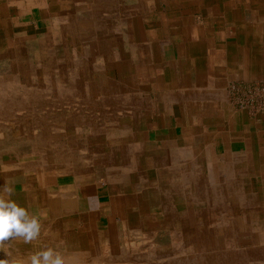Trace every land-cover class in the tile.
<instances>
[{
	"label": "bare ground",
	"instance_id": "6f19581e",
	"mask_svg": "<svg viewBox=\"0 0 264 264\" xmlns=\"http://www.w3.org/2000/svg\"><path fill=\"white\" fill-rule=\"evenodd\" d=\"M25 1L30 2V0ZM138 1L139 0H135L136 4L129 7L133 8L132 12L134 16L132 20L135 25L134 30L136 35H144L154 39L158 34L156 35V30L153 29L154 27L152 26L157 25L146 24L143 19L148 13L152 16L154 14H161L162 11H159L158 8L154 7L155 9H153L147 7L145 4H141L144 3L141 0L137 5ZM61 4L62 7L55 12L54 18L49 19V17H47L48 21L44 27H47L48 30L44 31V33L42 32L43 34L41 35L39 34L36 39L40 44L39 51L42 57L40 60L36 61L37 63L32 62V64L35 63V65L40 67V71L38 70V74L40 75L38 80L35 82H28L29 80H26V77L19 80V77L17 78L16 75L5 77L4 80H2V77L0 78V119H13L12 117L11 119L9 118L13 116L11 112L14 110V106H27L30 101L32 102L34 100L42 106L41 114H37V118L35 119L37 122L35 125L37 126V130H39L37 134L39 133L42 139L49 134L53 137L64 135L69 138L70 133L74 134L76 129L72 118L63 117L55 119V117L51 116V120H46V118L41 117L46 104L55 108L59 105L58 103L61 102L65 103L67 108L71 110L77 107H86L87 109L90 108V106L95 107L100 105L101 108L104 107L105 110L102 109L103 111L101 110L102 112L100 113L101 116H104V118H102L104 121L103 127H94L91 124V120H83V125H85L86 128L84 129L86 135L81 139V143L78 144L77 149H69L68 163L80 160L86 161L87 163L93 162V164L100 166L104 164L103 167H105L106 172L102 176V182H106L109 185L110 199L103 207L106 213V215H104L106 216V226L104 229H100L98 220L101 216V207L97 200L98 197L96 198L88 193V183L90 184V182H93L95 179L91 176L93 171L87 165H84L82 168L77 165V167H72L71 165L75 180L74 185L76 187L73 191L75 192V189H77V191L83 195L82 202L86 201L83 207L85 213L81 215L82 218L74 215L77 213L75 204L78 201L72 199L73 193L66 191L67 193L63 194V196H65L63 201L71 207L74 213L73 215L78 217L77 221H79V224H83L78 227L73 226L72 229L76 230V233L79 235L86 236V243L80 244L79 246L70 244L71 237L76 235L62 230L60 222L52 221L43 224L45 225V230L43 232V237H40V239L42 240V238H44L47 244L46 249L42 247V251L52 249L58 252L62 256L65 264H232L231 262H234V264H264V158L262 157L263 160L260 163L258 162V167L254 165L240 167L238 163L234 164V162L238 160L241 161V158H248L250 155L246 153L235 155L225 154L222 156L221 160H217L216 155L209 153L211 151L209 145L205 144L202 139L201 142L198 143L197 150L191 148L192 142L196 141V138H193L196 137V135L191 136L185 134L186 128L184 130V135L181 134L183 136L171 137L169 139L167 138L168 136L163 137V142L161 143L162 150L154 154L153 149L157 148V138L155 134L165 132L162 126H172L170 125L169 111L176 108L183 110L184 104L187 102L186 95L179 90L176 93L157 94L155 98H151L150 95L144 96V91L150 87H148V83L145 81L146 78L143 73L141 74L140 68L137 66V59H140L139 55L132 54L129 58L123 60L121 54L117 53L116 50L118 42H120L121 39L120 36L124 30L122 29L123 21L121 13L122 11L124 12V9L125 12L130 10L122 5L121 0H67V2H62ZM81 14H84L82 20L85 19V23L82 25L77 23L79 20L78 17ZM37 15L45 17L46 11L41 10ZM62 23L68 25L65 27L68 28L67 41L70 44L69 47L72 55V61L70 63L72 64V68L68 67L67 69L64 68L65 66L61 65L60 62L59 51L61 49V38H59L58 35L56 36V33H54L55 35H50L49 30L50 28H57L58 24L61 25ZM260 25L258 24V27ZM78 26L81 27V30L78 29ZM131 42L133 41L131 40ZM149 42L150 44L154 43V40ZM127 43L129 44V42ZM21 45L22 44L19 46ZM133 46L131 45L132 48H134ZM188 47L187 49H189ZM130 49L128 52L131 53ZM24 58L23 60H25ZM182 62L183 61L180 59L178 62L176 61L173 63V69L181 71ZM147 63L149 69L155 67L152 57L148 58ZM32 64L29 63L26 67L22 65L20 67H14L18 70L14 69L13 73L21 75L22 72L20 69H23L24 72H28ZM245 64L246 63H244V65ZM0 65L3 66V64ZM142 65H144V63ZM110 68L115 69L112 71V74L116 73L115 77L107 74L105 75L104 72L108 73V69ZM94 73H103L102 79H95ZM181 79L182 73H179L177 77L173 76L171 85H179L180 89L183 85L182 83H184V80L182 79V81ZM246 79L247 78H245V80ZM19 91H21V93ZM97 91L98 99L91 100L92 97L96 98ZM16 92L20 94L18 95ZM191 92L194 93L192 95L190 94L191 97L188 102H192L197 106L198 100L202 98L200 97L201 93L195 90ZM67 94L70 99L66 103L63 97L65 98ZM56 97H58L57 100ZM77 102L80 104L78 105ZM158 102L164 103V110L162 112L159 111L160 107L158 106ZM166 109L168 110L166 111ZM159 112L162 115H160ZM31 117L33 116H30V118ZM159 118L162 122V126H159L160 130H157L154 128V122L151 121H155V119L159 121ZM198 118L200 119V117ZM17 119L14 120L17 121ZM115 121H117V123ZM180 121L179 119L178 122ZM140 124L145 127L143 131L139 130L141 129ZM26 128V131L25 128L24 131L22 130L23 135H25V132L31 131L34 127L27 125ZM195 128L194 126L190 134L192 132L194 134L195 132L197 133V129ZM22 132L14 131V135H20ZM1 134L8 135L9 132L7 131ZM47 138L48 137H46V139ZM91 138L100 139L102 142L101 148L91 147L89 143ZM159 141H161V139ZM53 142L54 145H56L57 142L54 140ZM77 142L78 141L68 140L65 144L63 143V146L70 148L72 145L75 146ZM29 143H31V140ZM57 145L59 144L57 143ZM144 147L148 149L149 153L154 154V156L150 158L151 165L148 167L151 169L155 166V171L162 169L170 175H175L178 178L176 182L171 181L172 183L170 184H167V182L161 185L158 184L160 181L159 179H161L160 177L151 179L146 172L143 173L139 154L142 153V148ZM260 152L261 156L264 155V146ZM50 155L52 156L53 154ZM47 157L46 155L41 157L43 168L46 169L48 168ZM53 160L54 158L52 161ZM131 173L135 174L137 177L136 181L133 183V189L136 188L135 192H139L141 189L144 190L150 185L153 186V184L160 187L157 188L160 189L162 193L163 211L161 213H163L164 218L162 221L161 219L156 221L153 218L157 224L155 221H150L140 216L143 213L140 208L138 212L135 211L137 212L135 215L136 217H134L135 221L129 222L128 219L133 218L131 214L134 215V212H131L132 210L130 208L135 206L131 205L132 202L128 201L124 194L125 192H122L126 177ZM53 174H58V172H54ZM95 184L97 183H94V185ZM258 186L260 188L259 190L262 192L261 195V192H257ZM173 188H176L175 193L178 195V202L171 198ZM115 191H117V194ZM127 191L128 189L126 192ZM36 193H38V191ZM150 200L148 201L151 202ZM124 204L125 206L127 204L129 206L131 205V207L129 208L128 206L129 209L124 210ZM137 206H139L138 203ZM32 208L33 207H31V209ZM83 218L86 220H83ZM160 227L165 228L163 229V235H167L165 239L168 240V243L158 241L156 234L160 231L155 230ZM64 228L65 227H63V229ZM48 229L51 234L53 232L54 236H57L58 239H53L54 236L52 238L51 236H46L47 233H50L47 231ZM13 240L11 243L12 247H10L8 243V250L13 252L11 255L18 261L23 262L28 260L32 255L38 253V251L34 250V246L27 247V244H25L23 247H20L21 245L18 246ZM48 240L50 242H48ZM194 248L199 252L196 250L194 252ZM6 251H4V253ZM4 253L0 254V258L4 257Z\"/></svg>",
	"mask_w": 264,
	"mask_h": 264
},
{
	"label": "rangeland",
	"instance_id": "374dc122",
	"mask_svg": "<svg viewBox=\"0 0 264 264\" xmlns=\"http://www.w3.org/2000/svg\"><path fill=\"white\" fill-rule=\"evenodd\" d=\"M141 1L144 2L141 4H145L149 8H153V9L158 8L159 11L160 10L162 11L161 14H154L152 16L150 15V13H148L143 19L144 23L149 24V25H155L157 23V25H159V26L158 27L152 26V27H154L153 29L159 28V30H160L162 28V30L165 31V32L163 31V33H165V37L168 39L171 38V35H174V39L179 38V34H176V32H175V34H176L175 35L174 33L170 34V31H168L169 28L173 29L174 27H173V25H170V23H169L170 20L168 19L167 16H175L177 14V12L166 11L164 9L165 3L163 0H155L154 2H149V0H141ZM62 2H67V0H62V1L45 0L39 4L34 3V7L38 6V8L32 7L29 9L28 8L25 9V8H21L22 6L27 5V4H25V2H22V0H8L7 2H5L6 8L3 6L2 10H1V4L2 3L0 2V30H1L0 31V64H3V66H4L3 67L2 65H0V70H1L0 71V78L2 77V80H4L5 77L11 76V75H16L17 78L19 77L18 78L19 80L23 79V77L24 78L26 77V80L27 79L29 80L28 82H35L36 80H38V78L40 76L38 74L40 71V67L35 65V63H37L36 61L40 60L42 56H41V52L39 51L40 50V44H39V42H37L36 39H37V36L39 34L41 35L44 33V31L48 30L47 27H44V25L48 21L47 17H49V19L54 18L55 12H57L62 7V4H61ZM139 2H140V0L137 2V5L139 4ZM9 3H11V4H9ZM121 3L124 7H127V8H129L133 4H136L135 0L134 1H132V0H121ZM29 5L31 6L32 4L30 3ZM7 6H8V8H7ZM129 9H130L129 11L128 10L126 11L127 13L125 12V9H124V12L122 11V13H121V18L123 21L122 29H124V30H123L122 35L120 36L121 39H120V42H118V46L116 47V50H117V53L121 54V56L123 57V60L126 58H129V56L132 54L139 55L140 59H137V61H138L137 66H138V68H140L141 74L143 73L144 77L146 78L145 81L148 83V87H150V88L146 89V91H144L143 94H144V96L150 95L152 98H155V95L158 94L159 91L156 90V88L154 87V84L156 85V83L157 82L159 83L160 81H166V80L170 81L171 80L169 68H166L165 74H160V71H159L163 68V66L165 64L162 62L163 59L161 58V54H160L161 49L163 48V47H161V45H166L165 46L166 50H172V46H171V44L169 46L167 43L165 44V41L163 42V44H161L157 40V37L155 38L156 40H154V43L150 44L149 41H151L152 38H150L148 36L146 37L144 35L137 36L136 32L134 30L135 25H134L133 20H132L133 19L132 17L134 16V13L132 12L133 8H129ZM41 10L46 11V16H45L46 18L44 16L37 15L38 13H40ZM197 15H198V13L195 12L194 16H197ZM82 18H84V14H81L78 17L79 20L77 23L80 25L85 23V19L82 20ZM161 19L163 20V24H161V22H160ZM65 26H68V25H65L62 23L61 25L58 24L57 28H50L49 30H50V35H55L54 33H56V36L58 35L59 38H61V41H62L61 45H60L61 49L59 51L60 62H61V65L65 66L64 68L67 69L68 67L72 68V64H70L72 61V55H71L70 47H69L70 44L67 41L68 40L67 39V37H68V35H67L68 30L67 29L68 28ZM80 28L81 27L78 26V29H80ZM142 36L144 37V39ZM153 37H155V36H153ZM130 38H132V39H130ZM131 40L133 42H131ZM138 41L140 43L142 42L141 44L143 46ZM127 42H129V44ZM20 44H22V45L19 46ZM133 44H134V46H133ZM63 45L65 46V48ZM131 45L134 48H132ZM210 46H212L211 43L209 44V48H210ZM28 48L30 51L28 50ZM31 48H32V50H31ZM130 48H132V49H130ZM129 49H130L131 53L128 52ZM20 56H21V60H20ZM150 57H152V60L154 61V65L155 64L157 65L156 67H154V69H149L147 60ZM23 58L25 60H23ZM142 58H143V61H142ZM63 60H65V61H63ZM247 60L249 61L250 59L248 58ZM210 61H211L210 66L212 67L213 66V64H212L213 60L211 59ZM32 62H35V63L32 64ZM249 62L251 64L254 63L253 67H254V70L256 71L258 69V65H260L262 62H264V57L263 58H253ZM29 63L32 64V67L30 68V70L28 72H24L23 69H20V71L22 72L21 75L13 73L14 72L13 70L16 69L14 67H17V66L20 67L21 65L26 67V66H28L27 64H29ZM143 63H144V65H142ZM158 68H160V69H158ZM16 70H18V69H16ZM114 70H115L114 68H110V69H108L109 74L107 72H104V73H105V75L107 74L109 76L111 75V76L115 77L116 73L112 74V71H114ZM16 72H18V71H16ZM94 75H95V79H102L103 73L102 74L94 73ZM247 79L245 80L244 77L243 78L237 77V79H234L233 80L234 82L232 81L230 83V87L228 88V89H230L229 90V97L231 98L230 101L232 100L231 103H234L235 107L238 110L240 109V111L247 113L249 116L253 117V116L257 115V113H261L262 110L260 109L258 111H256V110L250 111L247 108L242 107L240 104H241V100L243 98H245L247 93H248V95L251 94V90L254 91L256 87H263L262 89H264V72L262 74L257 72L252 77H247ZM242 87H243V89H242ZM259 89H261V88H259ZM19 92L21 93V91H19ZM19 92H16V94L19 95L20 94ZM97 93H98V91L96 92V98L92 97L91 100L98 99ZM10 94H12V93H10ZM18 99H20V98H18ZM57 99H58V97H56V100ZM69 99L70 98L68 97V94L65 96V98L63 97V100H65L66 103L68 102ZM263 99H264V97H263ZM47 102L50 103L49 101H47ZM29 103L27 106H22V107H20V105L14 106L13 107L14 110L11 112L13 116H10V118H9V119H11V117H12L13 119H11V120L0 119V135H1L0 136V164H1L0 165V168H1L0 169V175H1L0 176V186H3L5 184H7L8 186H11L14 189V192L10 198L13 201H15L19 206H21V207L26 206L25 208L27 209V211L31 215H34V216L37 215L36 217L40 221V225L42 223L40 235L38 238L35 239L36 241L33 240L31 242H25L22 238H16L13 240V242L17 243L18 246L21 245L20 247H23V245H25V244H27L26 245L27 247H33L34 246V248H35L34 250L41 252L42 247L46 249V244H47V242L44 240V238H42V240L40 239V237H43V235H44L43 232L45 230V228H44L45 225H43V224L55 221V222H60L62 230H64L65 232L67 231L68 233H70L72 235H76V236L71 237V241H70L71 243L70 244H72L74 246H79L80 244L86 243L87 237L79 235L78 233H76V230L72 229V227L73 226L78 227V226L83 225V224H79V221H77V220H78V217L82 218L81 215H84V213H85L83 207L85 206L84 204L86 201L82 202L83 195L79 191H77V189H75V192L73 191L74 188H76V187L74 185L75 180H74L73 173H72L73 172L72 167L77 165V166H80V168H82L84 165H87L93 171L92 172L93 175L91 174V176H92V178H95V179L93 182H90V184L88 183V185H89L88 186L89 187L88 193H89V195L95 196L96 198L98 197L97 200H98L100 207H101L100 208L101 209V216L99 217L100 219L98 220L100 229H104L106 226V224H105L106 216H104V215H106V213L104 212L105 210L103 207H104V204L109 202L108 200L110 199V191H109V185L106 182H102V179H103L102 176L106 172L105 167H103L104 164H101V166H100V165L93 164V162L87 163L86 161H80V160L73 162V163H68L69 162V159H68L69 158V149H72V150L77 149L78 144L81 143V139L84 138L86 135L84 132L85 131L84 129H86V128H85V125H83L84 124L83 120H86V121L91 120V124L94 127L101 128L104 126V121L102 120V118H104V116L103 115L101 116L100 113L103 111L102 109L105 110V108L104 107L101 108L99 105V106H95V107L90 106V108H88V109L86 107H82V108L77 107L76 109L71 110V109L67 108L65 103H61V102H59L58 103L59 105L55 108L50 106L49 104H46L44 106L45 110H43L41 117L46 118V120L47 119L51 120L52 117H55V119L56 118H63V117H66L69 119L72 118L74 126L76 127V129H75L74 134L70 133L69 138H67L64 135L53 137L51 134H49V135L45 136V138L43 137V139H42V136H40L39 133L37 134V132H39V130H37V126L35 125V124H37V122L35 120L37 118L36 116H37V114L38 115L41 114L42 106L34 100L30 104ZM77 103H78V105L80 104L79 102H77ZM95 108H96V110H95ZM161 109L162 110L164 109L162 105H161ZM250 113H252V114H250ZM29 115L33 116V117L30 118ZM48 116H49V118H48ZM21 118L23 119V121ZM247 118L244 121V123H245L244 125H246L247 127L249 126L248 131H250L251 142L248 144L251 145V148L253 150L252 155L249 157H250V161L252 162L251 164L254 165L255 167H258V164L263 160L262 157L264 158V155L261 156L260 155L261 153H259L261 151L260 147L263 148V146H264V118L259 120V121L255 120V119H252L250 121ZM14 119H17V121ZM25 119H26V121H25ZM17 122L19 125L17 124ZM115 122L117 123V121H115ZM250 123H252V124H250ZM30 124H32V125H30ZM77 124H78V126H77ZM141 124H143V123H141ZM141 124H140L141 129H139V130L143 131V128H145V127ZM27 125L33 126L34 128L31 129V131L25 132V135H23L22 130L24 131V128H25V131H26ZM198 125H200V124L198 123ZM190 126L191 127L196 126V123L191 121ZM10 128H12V129H10ZM13 130L19 131V132L21 131L22 133H20V135H14ZM7 131L9 132L10 135L9 134L8 135H2L1 134L4 132H7ZM259 135H261V136L258 137ZM46 137H48V138L46 139ZM32 139H34V140H32ZM40 139H41V141H40ZM52 139L55 142H57L59 145H57V143H56V145H54V142ZM30 140H31V143H29ZM43 140L44 141L46 140L45 143ZM68 140H71V141L73 140V141H78V142L75 144V146L72 145V147L66 148L63 146V143L65 144L66 141H68ZM159 140L160 139L157 138V142H159ZM32 141H34V142H32ZM89 143H90V146L94 147V148L95 147L101 148V146H102V142L100 139L98 140V139L91 138V140H89ZM9 145H11V146H9ZM148 148H149V146H148ZM142 149L144 150L145 153L142 150V153L139 155H140L141 165L143 167V169H142L143 173L146 172V174H148V177L151 179L152 178L156 179V177L157 178L160 177L161 179H159L160 181L158 184H161V185H164L167 182H168L167 184H170V183L176 182L178 180V178L175 175H170L169 173H167L166 171H163L162 169H160L161 171L160 170L155 171V169H154L155 166L151 169L149 168L151 165L150 158L152 156H154V154L156 152H160V150H162L160 143H157V148L153 149L154 154L149 153L148 149L145 147ZM50 154H53V155L51 156ZM43 155L48 156L47 157L48 158V162H47L48 168L47 169L43 168V165L41 163V161H42L41 157ZM52 157L54 158L53 161H52V159H53ZM50 162H52V163H50ZM18 164H20V165H18ZM71 165H72V167H71ZM54 172H56V173L58 172V174H53ZM42 173H44V174H42ZM134 175L135 174L131 173L126 177V180H125L126 182H125L123 192H122V193L125 192L124 194H125L126 198L128 199V201L133 203V204L131 203V205L135 206V207H131V205L129 206L127 204L126 205L127 207H126L124 204V208H123L124 210H126V209L128 210L131 207L130 209L132 211L131 210L130 211L134 212V215L131 214V217L133 216V218H129V219L127 218V219L129 220V222L130 221L134 222L135 221L134 217H136L135 215L137 214L138 209L140 208L141 212H143L140 216H142L143 218L145 217L146 219H149L150 221H155V220L157 221L160 219L162 221L164 218V215H163V213H161L163 211L162 193H161V190L157 188L159 186L153 184V186L150 185L148 188H145L144 190L141 189L139 192H135L136 188L133 189L134 188L133 183H134V181H136L137 177H136V175L135 176ZM20 176L23 179H21ZM131 181H133V182H131ZM94 183H97V184L94 185ZM161 187H163V186H161ZM127 189L129 192L128 191L126 192ZM259 189L260 188L258 186L257 192H261ZM37 191H38V193H36ZM66 191H70L71 193H73L72 199H75L78 201L75 204V207L77 209L76 214H74L72 212L71 207H69L67 205V203H65V201H63V198L65 197V196H63V194L67 193ZM175 191H176V188H173L172 193H171V198H172V200L178 202V198H177L178 195L175 193ZM115 192L117 194V191H115ZM115 192H114V194H115ZM261 194H262V192L260 193V195ZM28 196H29V198H28ZM154 196H155V198H154ZM150 198H151V200H150ZM104 199H106V200H104ZM148 200H150L151 202H149ZM42 202H44V203H42ZM137 203L139 204V206H137ZM153 203H155V204H153ZM46 206H47V208H46ZM128 206H129V208H128ZM31 207H33V208L31 209ZM41 207H43V208H41ZM43 209H44V211H43ZM64 209H66V210H64ZM59 211H60V213H59ZM135 211H137V212H135ZM73 214L77 215L78 217L74 216ZM76 217H77V219H76ZM69 219H70V221H69ZM83 220H86V219L83 218ZM156 221H155V223H156ZM63 227H65V228L63 229ZM163 229H165V228L160 227V228H157L155 230V231H157V230L160 231L159 233L156 234L157 239H158V241H161L162 243H168V240L165 239L167 237V235H165V234L163 235V233H164ZM47 231L50 232L49 229ZM49 234H51V232L47 233L46 236H51V238L54 236L53 232L51 235H49ZM54 237H53V239L57 238V236H54ZM48 242H50V241L48 240ZM11 243H12V240L9 242L10 247H12ZM194 245H196V244H194ZM6 249H7V251H6ZM6 249L4 251L10 252L8 250V245H7ZM195 250L198 251L197 249L194 248L193 251L195 252ZM4 251H0V254H3ZM43 251H45V250H43ZM10 253L12 254L13 252H10ZM231 263L234 264V262H231ZM236 264H239V263H236Z\"/></svg>",
	"mask_w": 264,
	"mask_h": 264
},
{
	"label": "crops",
	"instance_id": "0c3cea01",
	"mask_svg": "<svg viewBox=\"0 0 264 264\" xmlns=\"http://www.w3.org/2000/svg\"><path fill=\"white\" fill-rule=\"evenodd\" d=\"M6 1L8 0L0 1L2 3L1 10L3 9V6L5 7ZM43 1L45 0H30V2L22 0V2H25L27 5H24L21 8H38V6L34 7V3L39 4ZM154 1L155 0H149V2ZM163 1L165 3L164 9L166 11L177 12L175 16H168V19L170 18V21L168 20L170 25L174 24V28H169L168 31H170V34H175L176 32V34H179V38L174 39V35H172L168 40L165 37V33H163L164 30H162V28L160 30L159 28L155 29L156 35L158 34L157 40H159L161 44H163L165 41V44L167 43L168 46L171 44L172 46V50H166V45H161L163 48L161 49L160 54L161 58L163 59L162 62L165 64L159 71L160 74H165L166 68L169 67L171 79L173 76L177 77L179 73H182V79L184 80V83H182L183 85L180 87V89L179 85H171V80L160 81L159 83L157 82L156 85L154 84V87L159 91V95L161 93H176L180 90L186 95L187 102H185L183 110L176 108L169 111L170 125L172 126H162L160 118L159 121L156 119L155 121H151L154 122L155 129L160 130L159 126H162V129L165 131L164 133L159 132L160 134H155L156 138L161 139V141L157 143L161 144L163 142V137L168 136L167 138L169 139L171 137L183 136L184 130L186 128L185 134L191 136L196 135V137H193L196 138V141L192 142V147H189L197 150L199 145L198 143H200L202 139L205 144L209 145L211 150L209 153L216 155L217 160H221L222 156L225 154L235 155L246 153L251 156L253 150L251 145L248 144L251 142L250 131H248V127L244 125V121L249 115L240 111V109L238 110L234 103H231V101L229 102L230 97L228 90L230 89L228 88L230 87V83L234 79H237V77L243 78L245 76L244 78H247L252 77L257 72L261 74L264 72V62L258 65V69L256 71L253 67L254 63L251 64L249 62L253 58L264 57V0ZM30 3H32L31 6L29 5ZM195 12L198 13L197 16H194ZM160 22L163 24L162 19ZM258 24L260 25L259 27ZM152 40L156 39L154 38ZM210 43L212 46L209 48ZM187 47L189 49H187ZM248 58L250 59L249 61L247 60ZM180 59L183 61V64L181 65L182 70L177 71L176 69H173L172 64L176 61L178 62ZM211 59H213L212 67L210 66ZM244 63L246 64L244 65ZM154 66L156 67L157 65L155 64ZM194 90L198 93H201L200 97H202L198 100L197 106L192 102H188L191 95L194 93L191 91ZM222 94L227 95L223 96ZM161 105L163 106L164 103L158 102V106L160 108ZM160 108L159 111L162 112L164 109L162 110ZM167 110L168 109H166V111ZM159 114L162 115L160 112ZM198 117H200V119ZM263 118L264 112L262 111L253 117L249 116L247 119L250 121L252 119L259 121ZM179 119L181 120L180 122H178ZM191 121L197 124L195 126L197 133L195 132V134L193 132L190 134L191 130L194 129V126L191 127L189 125ZM198 123L200 125H198ZM260 136L261 135L258 137ZM260 150H262V147H260ZM237 163L240 167L252 165L250 157L241 158V161L238 160L234 162V164Z\"/></svg>",
	"mask_w": 264,
	"mask_h": 264
},
{
	"label": "clouds",
	"instance_id": "9594fccd",
	"mask_svg": "<svg viewBox=\"0 0 264 264\" xmlns=\"http://www.w3.org/2000/svg\"><path fill=\"white\" fill-rule=\"evenodd\" d=\"M14 189L7 184L0 186V251L16 238L31 242L40 235L41 225L38 218L31 215L26 208L19 206L10 197ZM0 264H65L62 256L52 250L38 252L28 260L18 261L10 252L0 258Z\"/></svg>",
	"mask_w": 264,
	"mask_h": 264
},
{
	"label": "built area",
	"instance_id": "2783aa9c",
	"mask_svg": "<svg viewBox=\"0 0 264 264\" xmlns=\"http://www.w3.org/2000/svg\"><path fill=\"white\" fill-rule=\"evenodd\" d=\"M261 88V89H259ZM263 87H256L255 90H251L250 95H246L245 98L241 100V106L247 108L250 111H264V89ZM257 108V109H256Z\"/></svg>",
	"mask_w": 264,
	"mask_h": 264
}]
</instances>
